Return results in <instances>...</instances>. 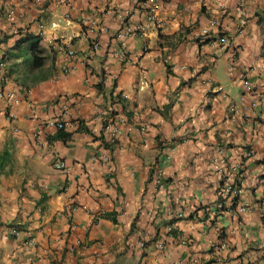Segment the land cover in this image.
<instances>
[{
    "label": "crops",
    "instance_id": "obj_1",
    "mask_svg": "<svg viewBox=\"0 0 264 264\" xmlns=\"http://www.w3.org/2000/svg\"><path fill=\"white\" fill-rule=\"evenodd\" d=\"M146 14L140 0H0V264H264V0ZM26 35L56 69L31 88L4 57ZM235 167L240 196L222 192Z\"/></svg>",
    "mask_w": 264,
    "mask_h": 264
},
{
    "label": "built area",
    "instance_id": "obj_2",
    "mask_svg": "<svg viewBox=\"0 0 264 264\" xmlns=\"http://www.w3.org/2000/svg\"><path fill=\"white\" fill-rule=\"evenodd\" d=\"M40 0H34V3H38ZM142 2V4L144 5V8L147 11V18L149 21L151 22H155L158 20L157 17V11L161 8V6L164 4L165 0H140ZM7 15L12 17L14 15V10H8L7 11ZM147 25L146 24H138L136 26H132V25H126L124 26L121 30L118 31L117 33V38H119L120 40L124 41V38L128 35L131 34H144L146 31ZM91 45L93 46V48H98L99 46V42L97 40H93L91 42ZM61 50L63 52H66V54L68 56H75L76 55V50L71 48V47H66V46H61ZM5 61L2 59L0 60V68L2 66H4ZM6 97L9 101H12L15 99V94L13 91H7L6 93ZM237 110L236 106H232L231 107V112H235ZM52 124H55L59 129L64 128L65 124L63 121L58 120V121H52ZM107 128L110 129L111 134L113 137H115L118 132H119V128L117 127L116 124H114L113 120L110 121V124L107 125ZM55 167L57 169H62V170H66L68 169V166L66 164V162L62 161V160H58L57 162H55ZM160 168L158 170V172L156 173V182L157 185L160 188L165 187V180L161 175L160 172ZM243 180V172L240 168L235 167L233 172H227L226 174L223 175V191L224 193L228 194L233 192L235 194V196H240V194H242L243 192V187L241 185ZM263 204H264V199H263ZM216 208L217 210H223L224 206L223 203L221 201L216 203ZM252 209V204L250 202L241 200V202H239L238 207H237V212L242 213V212H247L250 211ZM22 223L20 221L16 222L12 227H11V233L13 235H17L20 232V227H21ZM173 227L172 225L168 226V229L171 230ZM27 244H32V239L29 238L26 241ZM36 264H43V263H36ZM47 264H57L56 261H49Z\"/></svg>",
    "mask_w": 264,
    "mask_h": 264
},
{
    "label": "trees",
    "instance_id": "obj_3",
    "mask_svg": "<svg viewBox=\"0 0 264 264\" xmlns=\"http://www.w3.org/2000/svg\"><path fill=\"white\" fill-rule=\"evenodd\" d=\"M51 51V48L43 45L41 40L35 36L21 37L4 56L10 62L9 76L14 77L18 84L26 88H31L51 78L56 70L54 64L47 65ZM57 136L65 138L67 133L60 129ZM11 157L12 154L8 145L0 148V177L11 161Z\"/></svg>",
    "mask_w": 264,
    "mask_h": 264
}]
</instances>
